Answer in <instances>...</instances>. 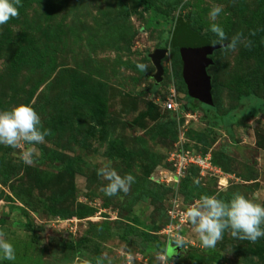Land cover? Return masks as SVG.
<instances>
[{
  "label": "rangeland",
  "instance_id": "1",
  "mask_svg": "<svg viewBox=\"0 0 264 264\" xmlns=\"http://www.w3.org/2000/svg\"><path fill=\"white\" fill-rule=\"evenodd\" d=\"M214 6L222 7L215 21ZM17 7L0 25V111L28 105L51 134L38 145H0V231L16 252L0 264H264V237L252 243L226 231L204 248L186 217L204 195L264 205V0ZM176 18L209 41L213 23L224 43L235 38L234 50L210 56V107L220 117L254 116L221 126L185 110L182 67L169 43ZM158 49L166 52L155 83L149 56ZM168 99L175 110L163 108ZM29 148L32 165L21 158ZM177 154L205 166L183 168ZM108 163L134 177L127 193H103L108 181L98 170Z\"/></svg>",
  "mask_w": 264,
  "mask_h": 264
},
{
  "label": "clouds",
  "instance_id": "2",
  "mask_svg": "<svg viewBox=\"0 0 264 264\" xmlns=\"http://www.w3.org/2000/svg\"><path fill=\"white\" fill-rule=\"evenodd\" d=\"M18 4L19 0H0V25H5L18 15ZM221 11V6H214L208 15L215 21ZM210 31L216 36L213 43L229 50L236 48L235 38L230 43H224L226 35L221 26L213 23ZM138 67L144 69L143 65ZM50 134L49 129H42L40 116L28 105H19L10 111H0V145L12 148L19 147L21 142L38 145L44 143L45 137ZM21 158L25 164L32 165L34 163L32 149L25 150ZM98 175L108 181V184L102 188L103 193L108 197L116 196L120 192L127 193L129 186L135 182L130 174L124 177L118 175L110 163L100 168ZM186 217L204 248H214L226 231H229L233 238L252 243L264 237V227H262L264 205L253 203L239 194H235L227 202L215 196L204 195L187 209ZM15 259L13 244L5 238V233L0 231V260Z\"/></svg>",
  "mask_w": 264,
  "mask_h": 264
},
{
  "label": "water",
  "instance_id": "3",
  "mask_svg": "<svg viewBox=\"0 0 264 264\" xmlns=\"http://www.w3.org/2000/svg\"><path fill=\"white\" fill-rule=\"evenodd\" d=\"M222 46L213 43V41H200L199 46L190 45L181 55L182 78L186 86L187 95L204 105L212 106L210 78L207 75L206 68L211 64L210 56ZM165 50L158 49L149 56V59L155 68L153 80L155 83L161 81L162 67L161 60L165 55Z\"/></svg>",
  "mask_w": 264,
  "mask_h": 264
},
{
  "label": "trees",
  "instance_id": "4",
  "mask_svg": "<svg viewBox=\"0 0 264 264\" xmlns=\"http://www.w3.org/2000/svg\"><path fill=\"white\" fill-rule=\"evenodd\" d=\"M203 40L209 41L206 36H201L197 29H193V23L191 21L188 19L186 21L181 18H176L174 20L172 30L169 33V43L171 49L178 53L179 64L181 67L183 64L181 61V55L184 54L186 48L190 45H194L195 41L200 42ZM186 100L187 104L184 107L186 111H200L210 122L218 123L221 126H227L231 122L235 123L239 117L246 118L248 116H254V112L249 110L248 112L242 111L238 114H226L225 116L220 117L214 113V107H210L193 100L188 95H186ZM142 236L147 237L145 233H143Z\"/></svg>",
  "mask_w": 264,
  "mask_h": 264
},
{
  "label": "built area",
  "instance_id": "5",
  "mask_svg": "<svg viewBox=\"0 0 264 264\" xmlns=\"http://www.w3.org/2000/svg\"><path fill=\"white\" fill-rule=\"evenodd\" d=\"M163 108L167 111H171V110H175L176 106L175 103L173 102V99H168L166 101V103L163 104ZM181 154H177L175 157V162L177 163V165H182V167L184 168L185 166H188L189 164H195V163H201L202 165L205 166V164L203 163L202 160L200 159H195L192 161V159H189L186 156H180ZM177 159V161H176ZM174 162V163H175ZM208 168V166H206Z\"/></svg>",
  "mask_w": 264,
  "mask_h": 264
},
{
  "label": "bare ground",
  "instance_id": "6",
  "mask_svg": "<svg viewBox=\"0 0 264 264\" xmlns=\"http://www.w3.org/2000/svg\"><path fill=\"white\" fill-rule=\"evenodd\" d=\"M194 45L199 46V42L195 41Z\"/></svg>",
  "mask_w": 264,
  "mask_h": 264
}]
</instances>
